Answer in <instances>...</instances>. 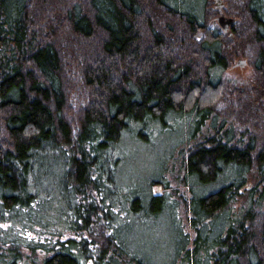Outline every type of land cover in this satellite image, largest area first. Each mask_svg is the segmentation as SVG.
I'll list each match as a JSON object with an SVG mask.
<instances>
[{
  "label": "trees",
  "instance_id": "16d2710c",
  "mask_svg": "<svg viewBox=\"0 0 264 264\" xmlns=\"http://www.w3.org/2000/svg\"><path fill=\"white\" fill-rule=\"evenodd\" d=\"M240 2L248 34L209 0H0V264H163L139 238L163 217L171 264H264V0ZM151 128L189 146L127 184Z\"/></svg>",
  "mask_w": 264,
  "mask_h": 264
},
{
  "label": "rangeland",
  "instance_id": "374dc122",
  "mask_svg": "<svg viewBox=\"0 0 264 264\" xmlns=\"http://www.w3.org/2000/svg\"><path fill=\"white\" fill-rule=\"evenodd\" d=\"M210 3V10L214 11L215 13H218V5L224 6L223 9H221L223 16L227 18H231L233 20V27L238 25L239 27L241 25L245 26L241 28L244 31H246L245 34H248L251 27H249V24H247V21L245 20V23L242 24L241 18L237 16H227L225 14L226 11H232L237 6L242 4L240 0H219V3L217 4L215 0H209ZM236 3V5H234ZM218 11H217V10ZM220 12V11H219ZM219 14V13H218ZM236 15V13H235ZM215 16L214 18V24L217 26L216 18L219 17ZM219 28V26H217ZM245 28V29H244ZM247 28V30H246ZM144 29V28H143ZM220 29V28H219ZM231 29V30H232ZM221 30V29H220ZM227 32H230L227 31ZM226 32V33H227ZM143 33H146V29L143 30ZM72 34H70V37ZM99 34H96V39H98ZM72 39V38H71ZM95 38L90 40L89 42L86 41H76L80 43L82 46L89 45L90 42H94L95 44H98L97 40ZM243 59H237L235 63L232 65L228 71H226V78L235 85H242V84H252L254 79L253 69L251 66L247 65L245 67H235L238 61ZM245 61V60H244ZM246 62V61H245ZM247 63V62H246ZM259 119H261V115H258ZM178 128V126H177ZM176 129V131H159L154 128H151L150 134L147 136V140L145 141H137L132 137L125 138L122 143L121 147H119L118 151L121 153H117L121 157L120 161V167L118 169V177H120L121 180H125L124 182H127V184H130L128 181L130 179H134L137 183L144 184L145 181H149L152 179H156L159 177L160 173V157L166 156L167 154L171 153L172 150L174 151V155L177 154L178 150L181 148L189 146L187 143L188 141L186 138H180V140L183 141V145L180 143L179 136L181 133L180 129ZM181 132V131H180ZM206 134V132H205ZM181 137V136H180ZM200 137H196V139H200ZM180 143V144H179ZM178 144V145H177ZM177 145V146H176ZM167 180L169 181V185H171V189H175L176 185H173L171 182V179L169 176H167ZM134 182V183H135ZM136 183V184H137ZM43 186V185H42ZM138 186V184H137ZM153 192L156 194L163 193V190L161 187H155L153 189ZM180 195L184 196L186 199H188V194L185 190L178 191ZM51 210L46 209L47 214H49ZM179 212L183 214L182 210L179 208ZM53 213V211L51 212ZM57 215L55 212L53 215ZM185 219L183 221V224H185ZM174 226L170 225L169 219L167 217H163L162 219H158L154 222L153 225L150 226V229H144L143 233L139 234V238L142 241L148 240L153 241L155 244L152 245V259L156 262H163V264H171L172 258L175 255L176 245L177 243L174 241L176 233L173 228ZM184 230L192 235V231L189 230V228L184 225Z\"/></svg>",
  "mask_w": 264,
  "mask_h": 264
},
{
  "label": "water",
  "instance_id": "95a60500",
  "mask_svg": "<svg viewBox=\"0 0 264 264\" xmlns=\"http://www.w3.org/2000/svg\"><path fill=\"white\" fill-rule=\"evenodd\" d=\"M215 2L218 4L219 0H215ZM218 10L221 12L222 6L218 5L217 6ZM216 23L217 26H219V28L222 30L223 33L229 31L232 29L233 27V20L231 18H227L225 16L220 15L219 17H217L216 19ZM246 66V62L244 60H240L237 62V64L235 65V67H245Z\"/></svg>",
  "mask_w": 264,
  "mask_h": 264
}]
</instances>
